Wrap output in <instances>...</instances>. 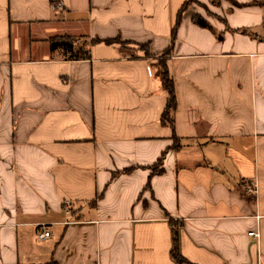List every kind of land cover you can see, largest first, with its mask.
Segmentation results:
<instances>
[{
    "label": "crops",
    "instance_id": "1",
    "mask_svg": "<svg viewBox=\"0 0 264 264\" xmlns=\"http://www.w3.org/2000/svg\"><path fill=\"white\" fill-rule=\"evenodd\" d=\"M185 1L0 0V264H264V0Z\"/></svg>",
    "mask_w": 264,
    "mask_h": 264
},
{
    "label": "trees",
    "instance_id": "2",
    "mask_svg": "<svg viewBox=\"0 0 264 264\" xmlns=\"http://www.w3.org/2000/svg\"><path fill=\"white\" fill-rule=\"evenodd\" d=\"M194 0H186L185 4L181 7V11L177 17L176 20V25L173 29V34H175L178 26H179V22L182 16L183 11H185V8L187 7L188 4H190L191 2H193ZM211 2L214 4L216 3V0H211ZM236 5H238V3L235 2ZM194 22L198 25H202V26H208V23H206L205 19L202 16H195L193 18ZM220 37V36H219ZM106 41V43L108 44H113L116 42H120L119 39H112V40H104ZM59 47H63L68 53L70 52L69 57H71L72 59H84L87 58L88 56V52L86 49L83 48H79L77 49V45H76V40L74 38L69 37H57L54 38L53 40H51V48L53 51H55V49L59 48ZM142 48L146 50V54H148V48L146 45H142ZM168 54L166 53L165 56H163L164 58L162 60H160V66L161 69H163V71L160 73V77H161V81L163 83L164 89L167 91V104L165 106V109L163 110V115H162V121L164 124L169 125L170 127L173 128V130L175 131V127H174V122H175V111L177 108V97H176V90H175V83L174 80L172 79V77L170 76V73L167 69L166 66V60L165 57ZM174 149L176 147H179L181 144V141H179V139L176 137V135H174ZM162 160L163 158H161L159 160V162L154 165L152 167V175L154 174H161L162 172ZM127 171H130V169H127ZM149 183H148V185ZM95 202V201H94ZM171 226L173 229V249H172V257L173 259L176 260V262L179 263H184L187 260L182 256L181 252H180V244H179V224H176L173 220H171ZM49 264H57L56 262H51Z\"/></svg>",
    "mask_w": 264,
    "mask_h": 264
},
{
    "label": "built area",
    "instance_id": "3",
    "mask_svg": "<svg viewBox=\"0 0 264 264\" xmlns=\"http://www.w3.org/2000/svg\"><path fill=\"white\" fill-rule=\"evenodd\" d=\"M65 7L64 3L62 1H58L56 3H53V9H57V8H61L63 9ZM257 189L256 186L252 187V190L255 192ZM37 239L39 241H46L47 238H49L51 236L50 234V230L48 228L41 230L40 232L37 233ZM255 236V237H259L260 236V232L258 230H251V232L249 233V236Z\"/></svg>",
    "mask_w": 264,
    "mask_h": 264
},
{
    "label": "rangeland",
    "instance_id": "4",
    "mask_svg": "<svg viewBox=\"0 0 264 264\" xmlns=\"http://www.w3.org/2000/svg\"><path fill=\"white\" fill-rule=\"evenodd\" d=\"M219 1H220V0H216V3L219 2ZM158 69H159V72H160V73L163 71V69H161L160 63H159V67H158Z\"/></svg>",
    "mask_w": 264,
    "mask_h": 264
}]
</instances>
